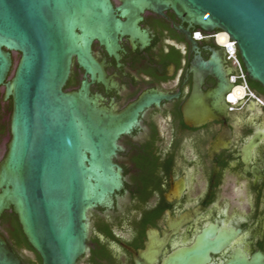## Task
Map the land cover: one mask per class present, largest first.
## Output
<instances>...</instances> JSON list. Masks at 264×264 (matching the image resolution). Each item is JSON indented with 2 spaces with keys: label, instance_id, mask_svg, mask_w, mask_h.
<instances>
[{
  "label": "flooded vegetation",
  "instance_id": "flooded-vegetation-1",
  "mask_svg": "<svg viewBox=\"0 0 264 264\" xmlns=\"http://www.w3.org/2000/svg\"><path fill=\"white\" fill-rule=\"evenodd\" d=\"M111 2L127 29L114 44L93 40V73L74 56L63 90H87L97 108L128 112L134 120L118 137L112 157L121 186L108 204L88 210L87 249L77 264H137L152 233L167 241L155 264L188 249L194 252L189 264L264 256V106H228L219 120L186 124L183 109L195 88L198 62L221 49L214 39L196 41L193 35L212 32L183 22L172 9L145 10L134 28V19L120 16L123 0ZM222 71L228 78L233 73L227 63ZM247 82L264 99L261 85ZM216 84L207 75L201 89ZM4 96L1 86L0 164L12 139V101ZM20 231L13 207L1 211L0 235L19 257L32 260L26 247L18 249ZM204 240L217 250L207 258L201 254Z\"/></svg>",
  "mask_w": 264,
  "mask_h": 264
},
{
  "label": "water",
  "instance_id": "water-1",
  "mask_svg": "<svg viewBox=\"0 0 264 264\" xmlns=\"http://www.w3.org/2000/svg\"><path fill=\"white\" fill-rule=\"evenodd\" d=\"M123 2L120 16L134 19V28L145 10L172 9L185 23L226 32L237 43L248 78L264 89V0ZM127 27L111 0H0V87L5 86L4 100L12 101V139L0 164V212L13 207L42 264H77L87 249L88 210L108 204L121 186V170H115L112 157L118 137L134 119L128 112L97 108L87 90L63 89L74 56L93 73V40L114 44ZM15 53L20 58L11 78ZM225 55L222 48L208 61L200 58L195 88L183 109L186 124L201 126L227 114L225 96L243 79L230 83L222 71ZM207 75L217 84L203 92ZM166 243L152 233L137 264H155ZM203 243L204 258L217 251ZM193 253L180 250L163 264H189ZM255 258L228 264H264V256ZM0 264H23L2 235Z\"/></svg>",
  "mask_w": 264,
  "mask_h": 264
},
{
  "label": "built area",
  "instance_id": "built-area-1",
  "mask_svg": "<svg viewBox=\"0 0 264 264\" xmlns=\"http://www.w3.org/2000/svg\"><path fill=\"white\" fill-rule=\"evenodd\" d=\"M193 37L196 41H203L207 38H211L215 40L221 49L226 48V63L228 67L233 70V73L229 76L230 83H237L238 78L243 79L241 84L235 85L231 91L226 94V103L230 107V110L247 105L252 98L255 99L257 105L264 106V99L253 92L248 85V75L240 58L237 43L226 32L217 31L207 34L206 36L203 31L197 30Z\"/></svg>",
  "mask_w": 264,
  "mask_h": 264
},
{
  "label": "trees",
  "instance_id": "trees-1",
  "mask_svg": "<svg viewBox=\"0 0 264 264\" xmlns=\"http://www.w3.org/2000/svg\"><path fill=\"white\" fill-rule=\"evenodd\" d=\"M219 30H216L215 32H217ZM217 49H219L220 47H218L217 45H215ZM11 109V107H10ZM19 242H18V249L22 250L24 249V247H26L29 251H31L34 254V258L31 259H26L23 256H20L22 263L23 264H42V260L39 256V254L33 249V247L29 244L26 236L24 235L23 232L20 231V236H19ZM18 251V250H17Z\"/></svg>",
  "mask_w": 264,
  "mask_h": 264
},
{
  "label": "rangeland",
  "instance_id": "rangeland-1",
  "mask_svg": "<svg viewBox=\"0 0 264 264\" xmlns=\"http://www.w3.org/2000/svg\"><path fill=\"white\" fill-rule=\"evenodd\" d=\"M14 55H15V67H14V69H13V71H12L11 78H12L13 75H14V71H15L16 65H17V63H18V61H19V58H20V54L15 53Z\"/></svg>",
  "mask_w": 264,
  "mask_h": 264
}]
</instances>
